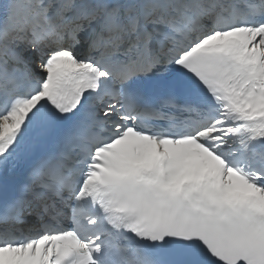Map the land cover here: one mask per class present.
<instances>
[{
  "label": "snow or ice",
  "instance_id": "1",
  "mask_svg": "<svg viewBox=\"0 0 264 264\" xmlns=\"http://www.w3.org/2000/svg\"><path fill=\"white\" fill-rule=\"evenodd\" d=\"M0 264H264V0H0Z\"/></svg>",
  "mask_w": 264,
  "mask_h": 264
}]
</instances>
